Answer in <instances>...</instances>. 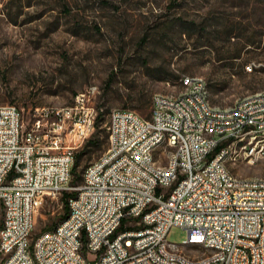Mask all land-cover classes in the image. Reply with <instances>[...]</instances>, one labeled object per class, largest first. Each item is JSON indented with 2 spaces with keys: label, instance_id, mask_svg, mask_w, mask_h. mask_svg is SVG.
<instances>
[{
  "label": "built area",
  "instance_id": "built-area-1",
  "mask_svg": "<svg viewBox=\"0 0 264 264\" xmlns=\"http://www.w3.org/2000/svg\"><path fill=\"white\" fill-rule=\"evenodd\" d=\"M202 84L180 77V101L155 93L148 118L111 110L107 148L76 186L75 150L100 111L94 89L71 105L35 107L27 125L15 105H0V264H264V181L236 178L224 164L237 162L233 138L243 131L247 158L264 154V89L204 109ZM158 135L169 143L156 146ZM64 192H75L66 218L31 239L41 210L61 207ZM173 226L199 247L167 241Z\"/></svg>",
  "mask_w": 264,
  "mask_h": 264
},
{
  "label": "rangeland",
  "instance_id": "rangeland-1",
  "mask_svg": "<svg viewBox=\"0 0 264 264\" xmlns=\"http://www.w3.org/2000/svg\"><path fill=\"white\" fill-rule=\"evenodd\" d=\"M248 62L260 66L247 73ZM184 75L203 79L221 109L263 90L264 0H0V105H15L27 125L35 107L71 105L86 89L102 104L88 137L96 146L84 149L76 174L107 148L111 110L148 118L151 97L179 95ZM243 157L228 169L264 178V158ZM63 214V205H45L31 239ZM166 240L183 244L186 232L173 226Z\"/></svg>",
  "mask_w": 264,
  "mask_h": 264
},
{
  "label": "bare ground",
  "instance_id": "bare-ground-1",
  "mask_svg": "<svg viewBox=\"0 0 264 264\" xmlns=\"http://www.w3.org/2000/svg\"><path fill=\"white\" fill-rule=\"evenodd\" d=\"M193 78V82H202L201 86V94H202V106L204 109H211L212 105L209 101V92H208V87L206 82L198 77H191ZM182 87V86H180ZM182 95V92L177 95V96H163L164 98L170 99L172 101H180V97ZM247 98V97H245ZM245 98L238 100L234 105L232 106H238L240 104H243V101ZM214 109H221V108H216ZM249 139H250V131H243V136H239L238 138H233V153L236 154V160L241 161L242 160V155L244 156V160H248L250 163H254L250 161V158H247V152L245 149L246 145H249ZM169 143V135H158L156 138V146H163L164 144ZM259 144H264V135L259 136ZM264 158V154L259 156V159ZM231 156H224V164L227 167V163L229 160H232ZM235 161V159H234ZM228 168V167H227ZM236 178H239L236 176ZM243 179V178H241ZM247 181H254L255 183H262L264 181V178H248V179H243ZM183 248H195L199 247V240L192 239V238H187V241H185L182 244ZM28 260H35V251H28Z\"/></svg>",
  "mask_w": 264,
  "mask_h": 264
},
{
  "label": "trees",
  "instance_id": "trees-1",
  "mask_svg": "<svg viewBox=\"0 0 264 264\" xmlns=\"http://www.w3.org/2000/svg\"><path fill=\"white\" fill-rule=\"evenodd\" d=\"M137 100H138V102H142V98H139ZM151 100H152V97H151ZM151 100H150V112H151ZM101 105L102 104H100V106H98V108L100 109V111H99V113H98V115L96 117L95 123H98L102 119V117H103V108L101 107ZM134 109H138V106H135ZM107 134H108V131H107ZM96 141L97 140H95L94 137L93 138H90V139H87L85 141L82 149L75 153L73 165H72V168H71V174H72L71 185H78V184H80V182L82 180V176H81V174H76L75 173L76 166H78L79 157L84 152V149H87L90 146L91 147L96 146ZM74 195H75V192H64L62 194L61 200L63 202L64 214L62 215L61 218H59V220L52 227H49L47 230L53 229L60 221H62L64 218H66L67 213H68V208H67V202L68 201L67 200H68L69 197H72Z\"/></svg>",
  "mask_w": 264,
  "mask_h": 264
}]
</instances>
